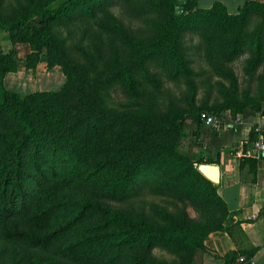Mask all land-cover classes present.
<instances>
[{"label":"trees","instance_id":"obj_1","mask_svg":"<svg viewBox=\"0 0 264 264\" xmlns=\"http://www.w3.org/2000/svg\"><path fill=\"white\" fill-rule=\"evenodd\" d=\"M55 1L16 0L12 9L14 15L11 12L1 16L5 12L1 11L3 0H0V28L11 46L0 51V115L11 110L15 122L12 133L0 122L2 239L45 248L67 237L91 213L103 212L105 229L63 243L57 254L68 259L82 258L92 264H198L197 253L204 248V237L212 230L224 228L227 210L216 194V185L194 164L215 163L216 160L208 156L192 161L185 155L171 153L154 167L157 157L152 161L148 156L138 160L135 157L138 151L131 147V141L119 135L113 147V159L108 163L111 176L101 183L94 179L95 169L83 167L84 158L92 159L88 151L90 145H76L73 138V134L82 131L83 123H69L68 114L60 110L63 107L54 101L52 105L49 103L51 99L71 95L75 104L73 110L85 112L91 106L90 96L98 88L104 90L106 85L119 84L129 104L135 105L163 87L166 68L161 66L164 64L171 66L168 75L172 78L195 73L190 66L193 49L203 50L204 36L219 42L220 34L224 37L220 44L227 47L228 60L246 53L242 69L253 78L264 62V2L244 0L236 13L229 14L218 1L208 8H199L196 0H185L186 13H178L176 0H151V5L166 9L156 33L145 42L133 43L131 60L125 65H114L111 76L90 81L89 67L69 59L62 40L52 29V22L77 6H84V10L90 12L103 11L115 0H59L50 7ZM33 17L37 18V25L28 24ZM215 17L218 20L212 22ZM188 31L202 34L192 43L194 34L185 40ZM15 43L29 46L22 60L26 68H34L41 48L46 50V68L58 65L64 76L57 91L19 95L4 88L2 77L17 62L12 57ZM187 99L192 103V97ZM262 100L264 95L250 102L237 101L240 105L231 114L238 112L241 117H247L257 113ZM170 111L171 119L168 116L166 119L172 123L174 141L186 121L184 114L194 113L193 116L199 118L200 112L176 105H172ZM77 116L81 119L82 114ZM80 138L87 140L88 136L80 135ZM107 149L105 146L99 149L98 160L105 162L109 158L105 155ZM236 155L239 168L247 163L254 174L256 158L249 156L244 148ZM137 176H142L138 184L130 185ZM146 192L160 202L142 209L134 218L100 207L102 203L122 202ZM162 201L164 205L171 203V207L162 205ZM188 207L194 209L198 217L190 216ZM155 249L169 257L158 256ZM86 251L89 255L85 258L82 253ZM238 256L242 254L233 251L223 258L226 264H236L234 260ZM26 263L57 264L39 257L27 258Z\"/></svg>","mask_w":264,"mask_h":264},{"label":"rangeland","instance_id":"obj_2","mask_svg":"<svg viewBox=\"0 0 264 264\" xmlns=\"http://www.w3.org/2000/svg\"><path fill=\"white\" fill-rule=\"evenodd\" d=\"M58 2L59 0L53 2L50 7H54ZM150 2L151 0H115L114 3L107 4L103 11L94 10L93 12L85 11L84 6H77L66 15L54 20L52 29L62 40L69 59L89 67L90 81L104 79L113 74L114 65H125L131 60L134 53L133 43L149 40L158 30L166 9L163 6H153ZM15 5L16 0H3L1 11L5 14L1 16L10 14ZM12 14L14 15V12ZM213 20L212 22H215L218 18L215 17ZM28 24L37 25V18L29 19ZM201 27L204 28L205 24ZM191 34L194 33L186 32L185 40ZM200 34L202 33L196 32L190 42H195L196 37L201 36ZM217 37L220 39L219 42L210 41L204 36L203 50L193 49L190 66L195 73L172 78L168 75L171 66L164 64L161 66L163 69L166 68L165 73L163 72L166 76L163 87L135 105L129 104V100L119 89L121 88L119 84H117L119 86L106 85L104 90L98 88V91L92 94V97L90 96L91 106L85 112L73 110L75 104L71 95L51 99L50 105L54 101L58 103V106L63 107L60 110L68 114L66 119L71 121L69 123L77 121L83 123L82 131L73 134V138L76 145H90L88 151L92 159L89 161L84 158L83 167L95 169V180L101 183L109 180L111 167L108 163L113 159V147L117 144L119 135L131 141V147L138 151L135 155L138 160L148 156L152 161L154 157H157V160L153 162L154 167L159 166L161 159L171 153L185 155L192 161L208 157L204 145L199 140V131L206 127L214 129L215 126L204 125L196 115L193 116L194 113H185L186 121L177 132L175 140L172 141L173 133L170 129L172 123L166 119L167 116L171 119L172 105L180 109L208 113L221 120L222 118L233 119L241 116L238 112L231 114L234 108L240 105L237 101L250 102L264 95V62L252 78L251 74L245 73L242 69V60L246 53L228 60V55L225 53L227 47L220 44L224 37L222 34ZM9 44L6 33L0 28V50H8L11 47ZM209 45L211 48H207ZM13 49L15 56L12 57L16 60L19 58L23 60L29 52V46L25 43H15ZM45 59L46 50L41 48L38 62H42L43 67ZM57 67L60 69L58 65ZM40 78L41 76H37L32 86H27L24 81H21L20 88L14 92L25 95L34 92L32 91L34 89L54 88L50 84L47 85L45 79L40 80ZM189 97H192V103L187 99ZM217 108L220 110L216 111ZM77 114H82L81 119ZM0 122L8 133L15 130L11 110L0 115ZM86 126L90 130L85 131ZM80 135L88 136V139L84 140L80 138ZM103 146L108 147L105 155L109 158L104 160L105 162L98 160L97 156L99 149ZM98 167L101 168L98 170ZM194 167L198 170V164L195 163ZM141 177L137 176L130 185L136 186ZM158 202L160 201L156 196L146 192L130 200L102 203L100 207L116 210L125 217L134 218L142 209H149L151 204ZM162 205H164L163 201ZM164 206L170 208L171 203H165ZM187 211L190 216L198 217L194 209L188 207ZM104 217L103 212L91 213L67 237L45 248L30 247L21 242L10 243L2 239L0 234V264H27V258L30 260L31 257L45 258L57 264H92L82 258L62 257L57 254V250L65 242L75 241L90 232L105 229ZM154 253L169 257L162 250L155 249ZM88 255V251L82 253L85 258Z\"/></svg>","mask_w":264,"mask_h":264},{"label":"crops","instance_id":"obj_3","mask_svg":"<svg viewBox=\"0 0 264 264\" xmlns=\"http://www.w3.org/2000/svg\"><path fill=\"white\" fill-rule=\"evenodd\" d=\"M215 1L222 3L229 14L236 13L244 2L196 0V5L199 8H208ZM37 76H41L40 80L45 79V83L55 89L32 91H56L64 80L57 65L46 68L42 66V62H38L31 69L26 68L19 58L12 70L4 73L2 84L5 89L16 91L20 88L21 81L27 86L34 85ZM260 129H264V100L261 101L260 111L257 113L247 117L222 118L214 129L206 127L199 131L200 142L216 162L200 163L198 167H215V171H210V174L216 172L213 179L201 174L216 185V194L224 202L227 214L224 228L212 230L204 237V248L197 253L198 264H226L223 255L233 251L240 252L245 258L240 264H264V157L256 147ZM242 148L249 156L256 158L254 174L247 163H243L241 168L238 166L236 153Z\"/></svg>","mask_w":264,"mask_h":264},{"label":"built area","instance_id":"obj_4","mask_svg":"<svg viewBox=\"0 0 264 264\" xmlns=\"http://www.w3.org/2000/svg\"><path fill=\"white\" fill-rule=\"evenodd\" d=\"M185 0H176L175 9L178 13H186V10L183 8ZM200 120L204 125H211L215 126L220 124V118L215 117L214 115L208 113H200L199 115ZM264 129H260L258 142L256 143V147L260 150L262 156L264 157ZM244 261L242 256H238L235 258V263L240 264Z\"/></svg>","mask_w":264,"mask_h":264},{"label":"water","instance_id":"obj_5","mask_svg":"<svg viewBox=\"0 0 264 264\" xmlns=\"http://www.w3.org/2000/svg\"><path fill=\"white\" fill-rule=\"evenodd\" d=\"M202 166L207 167L208 169H210V171H212V170L215 171V167H213V166H210V165H199V167H198V171H199L200 173H202L203 175H206V174H204L203 171L201 170V167H202ZM215 175H216V172L211 173L210 176L206 175V177H208V178H210V179H213V178L215 177Z\"/></svg>","mask_w":264,"mask_h":264},{"label":"bare ground","instance_id":"obj_6","mask_svg":"<svg viewBox=\"0 0 264 264\" xmlns=\"http://www.w3.org/2000/svg\"><path fill=\"white\" fill-rule=\"evenodd\" d=\"M201 170L203 171L204 174H206V175H208V176L211 175V174H210V169H208L207 167L202 166V167H201Z\"/></svg>","mask_w":264,"mask_h":264}]
</instances>
